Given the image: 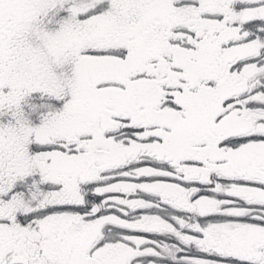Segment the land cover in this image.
I'll return each mask as SVG.
<instances>
[{
    "label": "snow or ice",
    "instance_id": "obj_1",
    "mask_svg": "<svg viewBox=\"0 0 264 264\" xmlns=\"http://www.w3.org/2000/svg\"><path fill=\"white\" fill-rule=\"evenodd\" d=\"M0 264H264V0H0Z\"/></svg>",
    "mask_w": 264,
    "mask_h": 264
}]
</instances>
